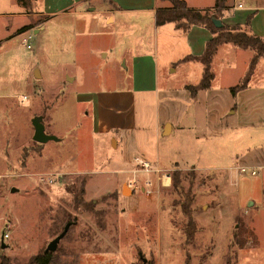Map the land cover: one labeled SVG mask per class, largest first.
<instances>
[{
  "label": "rangeland",
  "instance_id": "374dc122",
  "mask_svg": "<svg viewBox=\"0 0 264 264\" xmlns=\"http://www.w3.org/2000/svg\"><path fill=\"white\" fill-rule=\"evenodd\" d=\"M107 3L81 0L52 16L0 15V234H8L0 255L27 264L68 223L49 264H264V167H250L255 175L240 169L249 167L242 162L246 150L264 147V99L252 94L253 85L264 84V57L239 99V124L228 111L238 102L230 90L214 103L229 105L222 122L209 115L200 90L195 101L177 100L178 124L167 135L162 125L155 140L159 95L153 90L137 108L145 115L150 170H140L138 155L114 163L120 153L111 147V133L94 131L92 103L81 95L131 88L129 58L153 50L154 41L151 25L127 22L130 14L107 21ZM30 8L0 0V14ZM252 13L231 10L233 21L243 24L227 26L264 34V8L248 26ZM26 21L28 29H15ZM165 40L156 37L158 88L178 89L182 78L167 65L182 53L170 56ZM253 55L230 43L220 48L211 62L213 86L242 82ZM34 120L52 139H32ZM189 220L195 232L188 240Z\"/></svg>",
  "mask_w": 264,
  "mask_h": 264
},
{
  "label": "crops",
  "instance_id": "0c3cea01",
  "mask_svg": "<svg viewBox=\"0 0 264 264\" xmlns=\"http://www.w3.org/2000/svg\"><path fill=\"white\" fill-rule=\"evenodd\" d=\"M30 4L28 7H31V12L26 13L23 10H19L14 14H0L7 16H21L23 18L33 17V16H52L59 14L68 10L69 7L76 5V3H80L81 0H29ZM84 1V0H82ZM89 1V0H87ZM96 2H102L103 0H95ZM105 1V0H104ZM188 8L204 11L214 10L212 14H210V18L217 13V10L214 9L215 0H212L208 6H199L190 4L187 0H183ZM17 6L19 4L16 0H12ZM227 0L224 2V8L229 6L226 4ZM235 2V1H234ZM232 2V5L234 4ZM243 2V1H242ZM252 5V0L250 1ZM255 6L246 7L244 10H250L253 12L251 14V18L253 21V16L257 15L258 8H264V0H254ZM244 4V3H243ZM230 7V11L233 10ZM105 12L108 14L107 21L113 22L115 20V16L120 20V16L123 14H130L132 17L127 18V22L134 23L139 27L144 25V23H148L151 25L153 30V41H154V49L148 50L147 52H137L134 56L129 58V67H130V78L128 81L130 82L131 88H126L124 91H97L94 93L81 95V99L88 101L91 104V114L93 118V127L95 132H99L102 134L111 133V147L115 150H118L120 153V157L114 163L121 164V161H128L131 163L133 156L138 155L143 159L149 155L151 152L149 141L147 140V135H145L147 131L145 115H138L139 105H143L145 100V94L150 91H155L159 95V102L155 107V122L153 123V137L156 140L159 137L161 132L160 127L162 125H168V132L163 134H169L173 127L178 124V118L176 116L181 113V110L178 111L179 102L177 100H184L185 103L191 102L192 100L198 97V93L200 90L196 91L195 95L192 96L190 92L185 88L188 85H195L199 82L203 70V65L198 60H188L182 62L181 60L188 56H199L202 54L204 50L205 43L208 39L212 37L211 31L201 24H192L188 26L185 30L182 28H178L175 26L173 22H166L162 25H157L155 23V13L158 8L169 7L170 4L167 1L162 0H108V3L105 5ZM95 7L90 8V11H94ZM219 11V10H218ZM227 10L221 8L219 15L216 14V18H219L222 24L231 25L242 23H237L233 21V17H230L229 12ZM238 11V10H236ZM242 11V10H240ZM27 22V21H26ZM25 22V23H26ZM250 24V22H249ZM249 24H247L249 26ZM30 26L27 22L26 24H20L16 26V30L19 31L23 27ZM18 27V28H17ZM162 34L166 37L164 43L167 48H169L170 56L175 53H182L181 56L177 58H172L169 60L167 67L170 68V71L182 78V82L179 84L178 89L172 88H158L159 82V64H158V56H157V48H156V37ZM251 34L259 36L264 39L263 32L254 31L252 28ZM229 43H224L218 46L213 58L219 52V49L224 45ZM184 51V53H183ZM261 56L258 61L263 58ZM257 61V63H258ZM212 62V61H211ZM174 63V67H170V64ZM197 63V64H196ZM256 63V65H257ZM192 64H196V67H193ZM125 66H127V62L124 61ZM250 76V79L247 83V86L238 91L235 94V98L237 97L238 101L233 108L228 109L229 114H231V118L237 119V124L240 123L241 119V105L239 104V99L242 93H245L248 89H250V84L253 85V76L256 69V66ZM248 69V67H247ZM246 69V70H247ZM247 72V71H246ZM245 72V74H246ZM36 75H39L38 71L35 72ZM196 75V82L189 81L190 77ZM213 73V78H214ZM244 77V75H243ZM242 77V78H243ZM213 81V80H212ZM213 82L208 89L201 90L204 92L207 105L206 109L209 115L216 120V122H222L223 116L225 115V108H228L229 105H226L224 108L215 106L216 101L221 98V96L225 92H229L230 86L225 89H222L220 86L214 87ZM257 83V82H256ZM261 83V82H259ZM257 83V84H259ZM254 86V85H253ZM252 86V94L255 95L258 99H264V84L257 88L256 86ZM140 95V96H138ZM161 99H166L164 102H160ZM254 98V99H256ZM80 99V98H79ZM169 107V112L171 114L168 115L165 107ZM180 108V105H179ZM144 109V107H143ZM141 113V112H139ZM166 123V124H164ZM115 143L114 146L112 145ZM243 163L244 166L249 167H264V147L253 146L252 148L245 151L243 155ZM156 158L158 156L156 155ZM146 159V158H145ZM159 159V158H158ZM116 188L115 186L113 187ZM127 190V189H126ZM125 190V191H126ZM120 192L123 193V189L120 187Z\"/></svg>",
  "mask_w": 264,
  "mask_h": 264
},
{
  "label": "trees",
  "instance_id": "16d2710c",
  "mask_svg": "<svg viewBox=\"0 0 264 264\" xmlns=\"http://www.w3.org/2000/svg\"><path fill=\"white\" fill-rule=\"evenodd\" d=\"M19 5L23 8L29 6V0H16ZM169 2V7L158 8L155 13V23L157 25H162L166 22H173L176 27L186 29L192 24H201L207 27L211 33L212 37L208 39L205 43L204 50L199 56L188 55L184 57L181 61L188 60H198L203 65V70L199 82L195 85H188L185 88L190 92L192 96L195 95L198 90L208 89L213 80V73L211 71V61L219 45L224 43H230L242 49H251L254 51L248 69L242 82L230 87V92L235 95L238 91L244 89L250 79V76L255 68L258 59L264 56V39L253 34H247L245 31L239 28L228 27L223 24L221 28L215 27L212 22L210 15L207 11H199L188 8L183 0H162ZM226 0H215L214 9L220 10L224 7V2ZM251 15L246 17L245 24L249 23ZM29 26L23 27L21 30L28 29ZM178 172L174 171V181L178 182ZM83 193V190H82ZM185 212V211H184ZM186 213V212H185ZM195 232V227L193 222L189 220L185 228V233L187 239H191L193 233ZM51 252H42L34 255L27 264H49L51 259ZM0 264H10L9 257L0 255Z\"/></svg>",
  "mask_w": 264,
  "mask_h": 264
},
{
  "label": "water",
  "instance_id": "95a60500",
  "mask_svg": "<svg viewBox=\"0 0 264 264\" xmlns=\"http://www.w3.org/2000/svg\"><path fill=\"white\" fill-rule=\"evenodd\" d=\"M211 22L212 24L217 27V28H221L223 26L222 22L220 21L219 18H216L214 16L211 17ZM37 76V75H36ZM168 125H165L164 127V133L166 134L168 132ZM32 139L38 143H44L50 139H52V136L50 135H46L44 133V126L43 124L38 121V120H34L33 121V136ZM15 189H11V191L13 192ZM69 224L67 223L63 230L56 235L46 246V248L44 249V252H48V251H54L57 247V244L59 242V240L65 235L67 229H68ZM1 247H4V243L1 244Z\"/></svg>",
  "mask_w": 264,
  "mask_h": 264
},
{
  "label": "built area",
  "instance_id": "2783aa9c",
  "mask_svg": "<svg viewBox=\"0 0 264 264\" xmlns=\"http://www.w3.org/2000/svg\"><path fill=\"white\" fill-rule=\"evenodd\" d=\"M234 4L232 5V9L233 10H244L246 9V7L244 6L243 2L241 0H234ZM22 44L26 45L27 47H29V44H27V41L25 39L21 40ZM137 164L140 166V170L141 171H149L150 170V163L142 158H136L135 159ZM241 172H249L251 175H255L257 173L255 168H250V167H241ZM48 179H45V181ZM8 237V234L4 231H2V233L0 234V242H3V240L5 238Z\"/></svg>",
  "mask_w": 264,
  "mask_h": 264
},
{
  "label": "bare ground",
  "instance_id": "6f19581e",
  "mask_svg": "<svg viewBox=\"0 0 264 264\" xmlns=\"http://www.w3.org/2000/svg\"><path fill=\"white\" fill-rule=\"evenodd\" d=\"M125 190H126V188H125Z\"/></svg>",
  "mask_w": 264,
  "mask_h": 264
}]
</instances>
